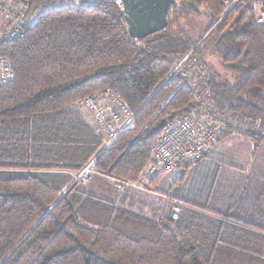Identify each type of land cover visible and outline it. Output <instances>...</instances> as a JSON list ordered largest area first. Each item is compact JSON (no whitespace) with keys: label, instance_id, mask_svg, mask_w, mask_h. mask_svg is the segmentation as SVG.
Segmentation results:
<instances>
[{"label":"trees","instance_id":"obj_1","mask_svg":"<svg viewBox=\"0 0 264 264\" xmlns=\"http://www.w3.org/2000/svg\"><path fill=\"white\" fill-rule=\"evenodd\" d=\"M14 1L35 21L0 50L16 73L0 88V264H264L261 199L180 201L173 220L141 192L108 199L73 183L93 159L95 173L113 181L143 174L164 126L202 106L189 85L167 79L191 51L208 74L205 104L226 117L219 143L235 134L264 144V25L253 8L241 0L225 13L219 0H181L163 31L137 41L112 0ZM190 8L209 18L206 47L224 72L206 60L204 43L183 37ZM105 89L136 116L101 151L77 104Z\"/></svg>","mask_w":264,"mask_h":264},{"label":"built area","instance_id":"obj_2","mask_svg":"<svg viewBox=\"0 0 264 264\" xmlns=\"http://www.w3.org/2000/svg\"><path fill=\"white\" fill-rule=\"evenodd\" d=\"M122 7L120 0H112ZM241 0H220L226 13ZM254 18L264 25V0H254ZM89 4V1L84 5ZM27 5L14 0H0V50L4 43L23 38L32 23L25 19ZM191 51L175 63L167 79L180 80L189 85L195 102L202 104L191 114H184L167 123L152 149L151 160L138 181H118V190L145 188V182L158 173L172 174L178 169L196 165L219 144V136L226 117L205 104L211 93L208 87V74L198 64ZM16 78L11 61L0 53V88L10 84ZM78 107L103 138L101 150L110 147L120 135L132 126L136 113L132 112L120 95L110 89L93 93L78 102ZM94 159L76 176L75 182L88 183L93 174ZM144 190V189H143ZM182 202H176L171 210L173 220L181 214Z\"/></svg>","mask_w":264,"mask_h":264},{"label":"rangeland","instance_id":"obj_3","mask_svg":"<svg viewBox=\"0 0 264 264\" xmlns=\"http://www.w3.org/2000/svg\"><path fill=\"white\" fill-rule=\"evenodd\" d=\"M85 2L87 3L88 1L60 0L54 7H71L84 4ZM179 2L181 0L175 1V4ZM254 2V0H245V4L250 5L252 8L254 7ZM238 5L239 3L235 7ZM189 10L191 11V15L182 21L183 37L193 41L199 40V43H204L205 48L203 53H205L204 57H206V60L215 67L216 71L224 72L218 58L210 53V49L206 47V38L212 30L210 29L209 32H206L210 25L209 18L203 13L194 12L192 8ZM29 21L34 22L35 17H32ZM0 28H2L1 25ZM235 136L234 134L231 139L227 138L224 140L220 151L212 153L202 163L178 169L172 174L158 173L145 182L146 186H144V190H139L138 188L130 190L141 192L148 204L157 205L163 203L169 206L168 208H171V210L176 202L187 201L189 198L195 202L206 203V201H210V205H214V201L218 196L225 198L236 197L238 192L232 194L233 196L231 192L233 190L236 191L238 186L241 188L240 193L237 195L238 197L258 198L264 201V181L259 178L262 177L259 176L260 174L264 175V166H262L264 163V153L261 150H255L253 145L248 143L249 141H245L240 135L239 139H236ZM254 167H258L260 170L257 169L255 172H252ZM252 173L256 174V176L253 177ZM257 176L259 177L257 178ZM138 180L139 178L135 181ZM252 180H256V185L248 188ZM116 182L118 181H113L110 178L96 174L94 171L91 180L83 185L88 192L111 199L119 194V190L115 186ZM73 183H77L75 179ZM231 185L233 186L232 188L230 187ZM254 192L257 194L255 195ZM221 206L225 205L222 204ZM255 206L258 207L259 205ZM256 207L253 205L251 209H256ZM259 207L264 209L263 205ZM263 209L261 210L263 211ZM254 211L252 210V212Z\"/></svg>","mask_w":264,"mask_h":264},{"label":"water","instance_id":"obj_4","mask_svg":"<svg viewBox=\"0 0 264 264\" xmlns=\"http://www.w3.org/2000/svg\"><path fill=\"white\" fill-rule=\"evenodd\" d=\"M120 1L130 37L140 41L163 31L167 27L168 13L176 0Z\"/></svg>","mask_w":264,"mask_h":264},{"label":"crops","instance_id":"obj_5","mask_svg":"<svg viewBox=\"0 0 264 264\" xmlns=\"http://www.w3.org/2000/svg\"><path fill=\"white\" fill-rule=\"evenodd\" d=\"M240 137H243V136H240ZM228 138H232V136H230V137H228ZM235 138L236 139H239V135H236L235 136ZM244 138V137H243ZM245 139V141H249L248 139H246V138H244ZM226 140V139H225ZM222 143H223V141L222 142H220L218 145H217V147L216 148H214L209 154H208V156L204 159V160H206L212 153H217V152H219L220 151V149H221V145H222ZM248 143H250L251 145H253V143L252 142H248ZM253 147H254V145H253ZM255 149V148H254ZM255 150H261V151H263V153H264V144H262L258 149H255ZM203 160V161H204ZM202 161V162H203ZM202 162H200V163H202ZM199 163V164H200ZM262 166H264V163L262 164ZM258 169V167H254V170L252 171V172H255V170H257ZM258 170H260V169H258ZM252 175H253V177H255L256 176V174H254V173H252ZM259 176H262V177H259ZM259 176H257V178L259 177L261 180H263L264 181V175H259ZM256 178V179H257ZM252 181H253V184H252ZM251 181V183H250V186L248 187V188H250V187H254L255 185H256V183H255V181L256 180H252ZM231 188L233 187L232 185L230 186ZM246 189V188H245ZM240 190H241V188H239V186L236 188V191H234L233 190V192H231V195L232 194H235V193H237L238 192V194L240 193ZM244 190V189H243ZM255 193V195L257 194L256 192H254ZM225 194V193H224ZM238 194H236V197H234L233 195V197L231 198V197H221V196H218V198H219V202L221 203V204H224V205H232V204H234L236 201H238L239 199H240V197H238L237 195ZM187 201H189V202H195L194 200H192V199H187ZM197 202V201H196ZM264 204V201H261V203H260V205L262 206ZM262 208V207H261ZM263 209V208H262ZM263 211H264V209H263ZM262 218L264 219V214L262 215Z\"/></svg>","mask_w":264,"mask_h":264}]
</instances>
